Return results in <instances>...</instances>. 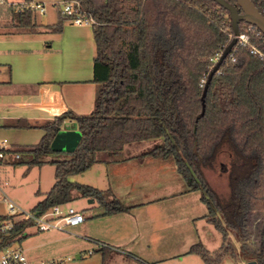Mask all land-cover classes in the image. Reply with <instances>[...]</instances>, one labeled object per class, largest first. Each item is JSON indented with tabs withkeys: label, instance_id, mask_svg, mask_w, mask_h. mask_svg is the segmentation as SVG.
Wrapping results in <instances>:
<instances>
[{
	"label": "trees",
	"instance_id": "trees-1",
	"mask_svg": "<svg viewBox=\"0 0 264 264\" xmlns=\"http://www.w3.org/2000/svg\"><path fill=\"white\" fill-rule=\"evenodd\" d=\"M77 1L93 19L95 106L89 114L67 111L55 116L40 126L44 132L37 143L10 150L20 156L5 163L55 166L51 188L32 209L43 212L58 203L93 198L104 214L122 211L126 206L110 190L71 178L97 162L172 157L187 190L201 192L205 217L222 235L214 252L201 241L188 252L207 264L227 254L236 256L230 230L242 251L264 264V227L257 248L247 243L249 212L264 210V34L239 22L249 44L236 42L213 74L202 113L201 96L216 63L211 57L222 53L234 33L227 7L217 0ZM227 1L243 11L237 0ZM252 1L264 15V0ZM35 12L0 5V15L10 18L17 31H60L68 20L60 8L53 24L39 23ZM252 46L263 55L251 51ZM67 117L76 120L82 137L73 151H56L51 142ZM157 139L158 144L146 147ZM126 145L135 154L126 156ZM224 145L232 153L228 201L210 186L202 169ZM26 224L17 223L2 243L22 240Z\"/></svg>",
	"mask_w": 264,
	"mask_h": 264
},
{
	"label": "crops",
	"instance_id": "crops-1",
	"mask_svg": "<svg viewBox=\"0 0 264 264\" xmlns=\"http://www.w3.org/2000/svg\"><path fill=\"white\" fill-rule=\"evenodd\" d=\"M55 13L49 15L47 24L58 21ZM94 56L92 25L64 20L60 31H0V135L9 136L13 149L37 143L44 132L40 126L55 116L93 111L97 91ZM61 128L79 129L72 117ZM124 150L126 156L135 154L128 145ZM165 159L145 156L97 162L82 172L95 169L101 183L87 184L110 190L126 209L104 214L100 205L84 213L86 219L76 227L94 230L97 237L81 251L99 254L101 264H207L199 254L188 252L198 242L192 235L199 232L198 223L209 222L207 211L186 201L192 191L182 181L176 189L169 179H147L165 170ZM87 203L98 204L90 199ZM79 209L83 211V207ZM220 245L208 249L214 252ZM28 258L44 260L39 255Z\"/></svg>",
	"mask_w": 264,
	"mask_h": 264
},
{
	"label": "rangeland",
	"instance_id": "rangeland-1",
	"mask_svg": "<svg viewBox=\"0 0 264 264\" xmlns=\"http://www.w3.org/2000/svg\"><path fill=\"white\" fill-rule=\"evenodd\" d=\"M9 1H15L17 3L19 1L23 2L24 0ZM53 1L56 0L45 1L47 3V11L45 13H39L38 11L35 12L37 21L47 24L49 15L56 14L55 12H57L58 8L54 6ZM10 23V18L0 15V31L15 30L9 25ZM231 37L232 36L230 35V38ZM0 138H7L9 141V136L0 135ZM25 140L26 139H24V141ZM27 141L31 140L27 138ZM159 142L160 140L158 139L153 140L149 142L146 147H151ZM231 159L232 153L228 147L224 145L220 149L213 163L202 167L206 180L209 182L210 186L225 201H228L230 198L229 176ZM164 162L166 164L165 170H162L161 173L158 174H152V176L147 179H162V181H164V179H169L168 181L170 182L171 187L174 185L176 189L180 186L181 181L186 185L183 176L175 167L173 158L168 157ZM100 166H103L102 168H104V171L106 170L104 165ZM94 170L95 169L85 173H79L73 178L82 183L93 181V183L100 184L101 180H99L100 178L96 180L97 176H95ZM54 172L55 166L48 162L30 167L25 163H0V215H5L7 213L6 203L3 200L5 195L12 198L23 208L32 209L43 194L51 188L55 180ZM38 190H40L41 194L37 193ZM200 196L201 192L199 190H193L191 195L188 198L186 197V201L190 200V202L197 206V210L201 211L202 208V210L206 212L207 207L200 200ZM88 199L90 198H78L71 202V204L77 208L83 207L84 213L93 212L101 208L97 203L88 205ZM92 218L93 217H89L88 220H91ZM197 227L199 232H196L195 230L192 233L195 241L197 239V241H202L209 249H214L220 245L222 235L212 224L202 221L201 223H198ZM263 227L264 210H254L249 212L247 216V229L249 232L247 243L249 244V248L255 249L259 246L260 232ZM94 232L95 231L91 229L81 230L76 226L66 228L65 230L51 229L41 232L36 231L34 228H29L27 231L23 232V239L15 241L14 245H21L28 257L39 255L44 261H55V263L52 264H101L99 254H89L86 251H81L84 245H87L88 242H91L93 238L97 237V234ZM228 232V239H230L235 246L237 255H225L220 261V264H235L236 260V264H259L254 256L242 251L241 242L237 240L235 234L230 230ZM178 243L179 242L177 241L174 242L176 245ZM124 256L129 258V256L125 254Z\"/></svg>",
	"mask_w": 264,
	"mask_h": 264
},
{
	"label": "built area",
	"instance_id": "built-area-1",
	"mask_svg": "<svg viewBox=\"0 0 264 264\" xmlns=\"http://www.w3.org/2000/svg\"><path fill=\"white\" fill-rule=\"evenodd\" d=\"M53 4L60 8L72 23L92 25L93 19L81 8L79 1L56 0ZM0 5H13L16 10L28 7L39 13H45L47 11V3L44 1L31 0L16 3L9 0H0ZM230 35L233 37L235 34L231 33ZM235 36L239 44H249V34L246 31L239 30V33ZM250 50L258 52L259 55H263V52L254 46ZM220 55V53L216 54L211 57V60L217 62ZM202 81L204 82L205 79H202ZM10 150H13V148L8 139L0 138V162H6L11 157L18 158L20 156L18 152H10ZM3 200L6 203L7 213L0 215V264L55 263L53 260L32 262L21 245L2 243L3 236L9 234L17 223H27L23 232L29 228H34L36 231L41 232L51 229L65 230L66 228L79 225L86 219L84 212L71 203H58L46 211L41 212L39 210L25 209L7 195L4 196Z\"/></svg>",
	"mask_w": 264,
	"mask_h": 264
},
{
	"label": "water",
	"instance_id": "water-1",
	"mask_svg": "<svg viewBox=\"0 0 264 264\" xmlns=\"http://www.w3.org/2000/svg\"><path fill=\"white\" fill-rule=\"evenodd\" d=\"M222 5L227 7L230 10V16L232 20V27L234 34L239 33V22L240 21H246L250 23L253 26H256L263 34H264V15L263 13L257 8V6L253 3L252 0H237L242 8V12L238 10V8L230 3L227 0H217ZM233 36L230 42L227 44V46L222 51L221 55L219 56V59L212 67L208 79L206 81V85L204 87L201 100H202V113H204L205 109V95L206 91L209 85V82L211 80V77L214 73H216L223 62V60L226 58V56L231 51L233 45L237 42L236 36ZM82 137V132L80 129H68V128H61L57 134L54 136L51 147L52 149L56 151H73L77 145L80 142V139ZM71 179H74L73 177ZM90 201H94L93 198H90ZM256 264V263H254Z\"/></svg>",
	"mask_w": 264,
	"mask_h": 264
}]
</instances>
